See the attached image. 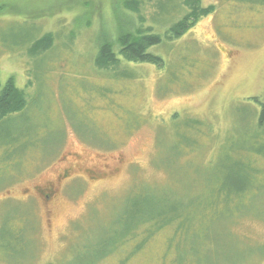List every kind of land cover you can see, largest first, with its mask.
Returning <instances> with one entry per match:
<instances>
[{"label": "rangeland", "instance_id": "obj_1", "mask_svg": "<svg viewBox=\"0 0 264 264\" xmlns=\"http://www.w3.org/2000/svg\"><path fill=\"white\" fill-rule=\"evenodd\" d=\"M122 1L0 0V85L28 96L0 130L22 125L31 143L0 162V264L89 263L145 202L175 205L188 229L101 264H264V0H202L213 13L153 50L162 68L126 65L130 79L93 66L135 27ZM180 1L141 11L145 25L174 21ZM48 32L52 47L28 57L19 43Z\"/></svg>", "mask_w": 264, "mask_h": 264}, {"label": "trees", "instance_id": "obj_2", "mask_svg": "<svg viewBox=\"0 0 264 264\" xmlns=\"http://www.w3.org/2000/svg\"><path fill=\"white\" fill-rule=\"evenodd\" d=\"M163 0H123L121 2L122 9L136 15L135 27L132 30L120 31L115 38L114 43L108 40L102 41L96 48V54L93 61L94 68L105 74L113 72L115 76H120L125 79L132 78V73L127 69L129 64H147L157 68H162L164 60L162 57L153 52L162 44H167L182 37L190 30L200 19L209 16L213 13V7H202V0H181L179 9L176 14H179L174 21L171 17L169 21L160 23L158 31L154 26H146L145 19L141 16V11L149 10L162 4ZM171 21V22H170ZM158 25V23H153ZM52 33H45L39 38L19 43L21 47L29 46L27 56L31 59L48 51L53 45ZM256 101V99H254ZM257 102V101H256ZM28 105V96L26 92L18 88L12 77L8 78L6 83L0 87V126L13 124L14 117L23 116V112ZM259 113H257V126L264 125V103L257 102ZM20 119V117H19ZM17 121V120H15ZM18 129L10 133L4 129L0 130V139H4V144L1 145L0 153L3 148L8 156L4 159L0 158V162L11 160L7 164H15L20 160L23 153L31 143H28L27 135L22 134ZM8 131V132H7ZM34 135V133H32ZM194 145V141L190 142ZM14 149H18L19 153L12 154ZM25 150V151H24ZM5 155V156H6ZM8 165V166H9ZM0 176H4V169H0ZM143 206L144 208H141ZM146 202L139 206L138 203L131 204L129 210L121 219L125 224V231H114L106 240V248L97 253L96 249L89 256L93 259L89 263L87 261L81 264H101L106 260V257L117 256V252L123 251L126 253L132 249L126 256L125 260H129L139 250H141L153 236L162 231L165 227L175 224V234L178 235L188 229L190 218L186 212L181 211L175 205L163 207L160 210L148 209ZM110 233V232H109ZM122 261V260H121ZM72 264H78L77 262Z\"/></svg>", "mask_w": 264, "mask_h": 264}, {"label": "flooded vegetation", "instance_id": "obj_3", "mask_svg": "<svg viewBox=\"0 0 264 264\" xmlns=\"http://www.w3.org/2000/svg\"><path fill=\"white\" fill-rule=\"evenodd\" d=\"M39 193V190L37 191ZM43 195V191L40 190L39 196L42 197ZM43 198H48V196H46L45 194L43 195Z\"/></svg>", "mask_w": 264, "mask_h": 264}, {"label": "water", "instance_id": "obj_4", "mask_svg": "<svg viewBox=\"0 0 264 264\" xmlns=\"http://www.w3.org/2000/svg\"><path fill=\"white\" fill-rule=\"evenodd\" d=\"M0 87H1V85H0Z\"/></svg>", "mask_w": 264, "mask_h": 264}]
</instances>
